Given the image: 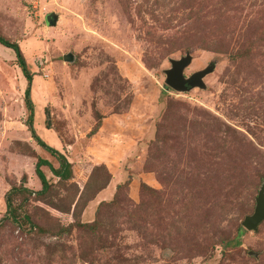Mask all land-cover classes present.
<instances>
[{"label":"rangeland","instance_id":"rangeland-1","mask_svg":"<svg viewBox=\"0 0 264 264\" xmlns=\"http://www.w3.org/2000/svg\"><path fill=\"white\" fill-rule=\"evenodd\" d=\"M0 38V264H264V0H0Z\"/></svg>","mask_w":264,"mask_h":264},{"label":"trees","instance_id":"trees-1","mask_svg":"<svg viewBox=\"0 0 264 264\" xmlns=\"http://www.w3.org/2000/svg\"><path fill=\"white\" fill-rule=\"evenodd\" d=\"M0 45L6 48H9L12 50L14 57L16 59L17 67L20 69L22 76L25 78L26 82L28 85H30L31 82V77L30 74L28 73L25 63L21 57V54L19 52V49L16 44H9L5 41H3L0 38ZM23 103L28 111V118L26 121V126H27V131L30 133V137L35 141V143L42 147L45 151H47L51 156H53L55 159L58 160L59 166L56 169H53L51 165L42 159H37L36 163L34 164V174L36 175L37 179L40 182L41 188L38 192H36L37 196H42L47 193L49 184L48 181L45 179L42 171L40 170L41 166H46L50 173L59 178V180H68L71 178V170H70V165L69 163L64 159L63 156H61L58 152L55 150L47 147L43 142H41L38 137L34 134L33 128H32V123H31V102L29 99V89L26 88L23 92ZM27 201V200H26ZM25 203V202H24ZM26 220L29 221L28 215H25ZM30 222V221H29Z\"/></svg>","mask_w":264,"mask_h":264},{"label":"water","instance_id":"water-1","mask_svg":"<svg viewBox=\"0 0 264 264\" xmlns=\"http://www.w3.org/2000/svg\"><path fill=\"white\" fill-rule=\"evenodd\" d=\"M55 23V17L51 14L45 18V24L47 26H53ZM69 60V56L63 57ZM190 62L189 56H185L177 61H170V69L164 72L165 86L169 87L174 91H187L193 87H202L200 79L207 73L206 71L195 73L187 78L182 77V70ZM264 219V201L262 193L259 192L256 201L255 208L252 215L244 217L241 226L246 230H255L258 223Z\"/></svg>","mask_w":264,"mask_h":264},{"label":"crops","instance_id":"crops-1","mask_svg":"<svg viewBox=\"0 0 264 264\" xmlns=\"http://www.w3.org/2000/svg\"><path fill=\"white\" fill-rule=\"evenodd\" d=\"M34 125V127H32L33 128V131H34V129H35V131H34V134L38 137V136H40L39 135V132L41 131V129L39 128V125H35V124H33ZM42 129L46 132V133H48L49 132V134H50V141H51V145L49 144V143H46L45 142V140L43 139H41L40 137H38V139L41 141V142H43L47 147H49V148H51V149H53V150H56V145L58 144V139H57V137L50 131V129L49 128H47V127H42ZM40 147V146H39ZM42 154L43 155H45V157L44 158H39V159H42V160H45V161H47L48 159V152L46 151V152H42ZM48 162V161H47ZM49 163V162H48ZM50 164V163H49ZM51 165V164H50ZM41 167H46V166H41ZM41 167H40V170H41ZM52 168H53V166H51ZM47 168V167H46ZM43 169V168H42ZM53 169H56V168H53ZM47 170H48V173H49V177L47 176V175H44V177H45V179L48 181V184H49V188H48V191H49V189L51 188V183L49 182V178L50 177H53V178H56L57 179V181H61V182H63V181H67V180H59V178H57V177H55V176H53L51 173H50V171H49V169L47 168ZM43 173V172H42ZM72 178V177H71ZM71 178H69V179H71ZM22 180V179H21ZM23 182H21V184H23V186H24V183L26 182V180H25V178L22 180ZM29 181L31 182V185L32 186H34V188H36L38 191L40 190V188H41V185H40V182H39V180L37 179V177H36V175L34 174V176L32 177V179H29ZM28 188V190L29 189H31V188H29V187H26V189ZM109 189H108V187L107 188H105L104 190H101L100 192H98V193H95V195L93 196V198H94V200H90V202H93V201H95V199H99V197L100 196H102V194H106L105 192L106 191H108ZM38 191H36V192H38ZM47 191V192H48ZM45 195L46 194H44V195H42V196H39V197H45ZM92 198V199H93ZM27 205V204H26Z\"/></svg>","mask_w":264,"mask_h":264}]
</instances>
